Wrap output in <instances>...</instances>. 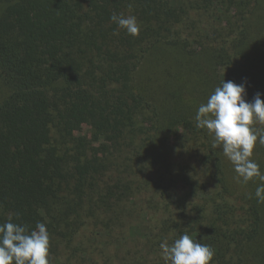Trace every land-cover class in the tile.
<instances>
[{"label": "trees", "instance_id": "obj_1", "mask_svg": "<svg viewBox=\"0 0 264 264\" xmlns=\"http://www.w3.org/2000/svg\"><path fill=\"white\" fill-rule=\"evenodd\" d=\"M224 79L264 99V0H0V223H44L50 264H166L185 231L264 264L261 181L196 127Z\"/></svg>", "mask_w": 264, "mask_h": 264}, {"label": "clouds", "instance_id": "obj_2", "mask_svg": "<svg viewBox=\"0 0 264 264\" xmlns=\"http://www.w3.org/2000/svg\"><path fill=\"white\" fill-rule=\"evenodd\" d=\"M111 20L129 35H139L140 25L135 16L113 13ZM246 94L244 84L224 79L207 102L198 107L196 127L208 130L213 148H222L234 167L238 183L261 181L255 195L264 202V172L252 159L254 149L264 145V127H258L264 126V99L257 94L249 103ZM160 248L166 264H212L215 255L209 245L193 240L187 231L171 245L163 241ZM49 250L50 235L44 223L37 222L31 231L11 220L0 223V264H50Z\"/></svg>", "mask_w": 264, "mask_h": 264}, {"label": "rangeland", "instance_id": "obj_3", "mask_svg": "<svg viewBox=\"0 0 264 264\" xmlns=\"http://www.w3.org/2000/svg\"><path fill=\"white\" fill-rule=\"evenodd\" d=\"M85 132H86V130H85ZM143 233L140 231V230H138V229H132L131 230V238L133 239L134 237H137V236H141Z\"/></svg>", "mask_w": 264, "mask_h": 264}]
</instances>
